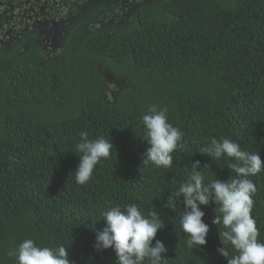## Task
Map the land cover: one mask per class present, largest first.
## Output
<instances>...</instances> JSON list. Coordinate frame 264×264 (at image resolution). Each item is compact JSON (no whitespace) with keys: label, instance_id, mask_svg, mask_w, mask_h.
Segmentation results:
<instances>
[{"label":"trees","instance_id":"16d2710c","mask_svg":"<svg viewBox=\"0 0 264 264\" xmlns=\"http://www.w3.org/2000/svg\"><path fill=\"white\" fill-rule=\"evenodd\" d=\"M57 1L76 11L62 20L51 52L33 44L38 32L21 29L14 46L0 45V264H16L8 252L26 239L65 245L74 264H115L112 248L95 247L96 233L103 212L130 204L164 220L152 243L165 244L166 264H227L217 252L223 226L212 223L214 204L201 206L207 243L190 249L179 227L182 198L175 211L164 203L194 161L209 166L201 169L205 182L235 178L229 158L213 162L198 151L212 138L264 160V0H144L127 4L126 14L120 0ZM152 105L183 133L170 169L142 164L149 145L141 118ZM82 131L114 148L79 185ZM249 179L264 242V171Z\"/></svg>","mask_w":264,"mask_h":264},{"label":"clouds","instance_id":"9594fccd","mask_svg":"<svg viewBox=\"0 0 264 264\" xmlns=\"http://www.w3.org/2000/svg\"><path fill=\"white\" fill-rule=\"evenodd\" d=\"M145 139L149 145L144 152L142 164H151L156 168L170 169L173 165L172 153L183 147L182 131L168 121L165 109L156 105L148 108L141 118ZM114 148L112 140L98 137L90 140L88 133H80V141L75 152L80 160L73 171L75 182L86 184L93 171L102 160L109 159ZM214 162L222 157L232 162L227 164L235 178L221 181L217 178L205 182L200 161L191 164V171L186 182L180 184L175 197L169 196L164 203L166 208L175 211V198H182L184 211L180 215L179 227L187 237V248L199 249L207 243L209 224L203 220L205 212L201 206L214 204L215 213L212 223L218 227V238L223 245L217 252L227 260V264H264V242L258 240L260 235L256 220L252 216L254 207L253 194L257 188L251 176L264 171V160L259 152L243 150L230 139L210 142L199 148ZM200 169V170H198ZM106 225L96 233L97 250L112 248L115 252V264H166L167 252L161 240H155L158 230L164 227V220L156 211L145 216L136 204L113 207L102 213ZM231 247V253L229 251ZM9 256L15 257L16 264H74L70 261L65 245L41 247L32 239H26L15 249L9 250Z\"/></svg>","mask_w":264,"mask_h":264},{"label":"rangeland","instance_id":"374dc122","mask_svg":"<svg viewBox=\"0 0 264 264\" xmlns=\"http://www.w3.org/2000/svg\"><path fill=\"white\" fill-rule=\"evenodd\" d=\"M11 0H0V45L5 47L14 46L18 37V31L26 30L25 32H38L39 35L33 44L43 48L46 46L51 52L53 46L59 44L57 36L64 30L62 20L69 21L74 18L76 10H66L67 4L61 1L52 0L47 7L40 5L41 0H27L26 4L23 0H15L16 3H10ZM144 0H120L118 2L119 14H126L128 9L127 4L131 5ZM82 4V0H79ZM62 3V4H60ZM76 3V2H75ZM10 7L12 15L6 13V8ZM82 6V5H80ZM75 5V7L80 8ZM68 7V6H67ZM63 13V15H62ZM19 14L21 17L19 18ZM17 35V36H16ZM44 49V48H43ZM48 51V52H49ZM117 94V88L113 82L109 85L107 91V100L114 101Z\"/></svg>","mask_w":264,"mask_h":264}]
</instances>
